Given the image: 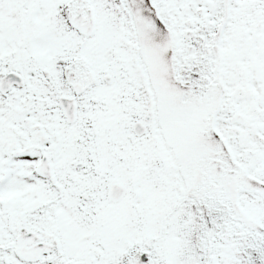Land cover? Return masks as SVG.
I'll list each match as a JSON object with an SVG mask.
<instances>
[{
  "label": "snow or ice",
  "instance_id": "obj_1",
  "mask_svg": "<svg viewBox=\"0 0 264 264\" xmlns=\"http://www.w3.org/2000/svg\"><path fill=\"white\" fill-rule=\"evenodd\" d=\"M0 264H264V0H0Z\"/></svg>",
  "mask_w": 264,
  "mask_h": 264
}]
</instances>
